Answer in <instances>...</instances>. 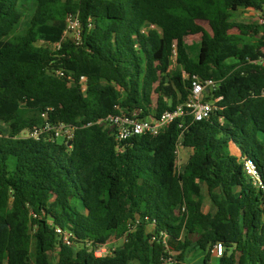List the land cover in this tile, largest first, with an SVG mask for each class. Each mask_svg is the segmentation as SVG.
<instances>
[{
	"label": "trees",
	"instance_id": "trees-1",
	"mask_svg": "<svg viewBox=\"0 0 264 264\" xmlns=\"http://www.w3.org/2000/svg\"><path fill=\"white\" fill-rule=\"evenodd\" d=\"M241 9L264 21V0H0V264H184L191 247L209 264L218 242L220 264H264V190L243 163L264 182V23L238 20ZM73 12L78 45L61 42ZM194 76L221 97L201 121L188 112L123 141L98 123L158 118L188 100ZM46 121L74 127L72 139L22 136Z\"/></svg>",
	"mask_w": 264,
	"mask_h": 264
},
{
	"label": "built area",
	"instance_id": "built-area-1",
	"mask_svg": "<svg viewBox=\"0 0 264 264\" xmlns=\"http://www.w3.org/2000/svg\"><path fill=\"white\" fill-rule=\"evenodd\" d=\"M90 22L91 20L89 19L88 23L91 26ZM82 31L83 23L80 19L79 13H69L65 19V30L61 42L69 40L76 45L80 44ZM61 42L50 44V47L59 49L61 47ZM259 61L264 63V58L260 57ZM56 72L59 76L66 77L69 80V84L73 83V79L69 76L67 77L61 69ZM79 85L83 91L86 90L87 78L85 76H80ZM216 89L217 84L213 80H200L194 76L188 100L185 103L178 105L173 110L165 111L158 118L152 116L139 118L135 114L122 112L119 114H110L105 118L99 119L98 123H105L111 126L115 131L116 139L119 141L127 140L138 135L156 136L167 129L172 122L188 112L192 114L196 121H201L207 118L217 108L215 103L221 99V97H214ZM207 97H210L211 99L208 100ZM73 134L74 127L70 125L65 123L53 124L46 121L44 124L34 127L31 131H25L22 133V136L39 139L45 135L48 140L52 141L58 140L61 137L64 140H71ZM180 147L181 144L178 146L177 155L179 154ZM243 163L244 169L252 179L254 185L264 190V182L253 160L245 159L243 160ZM57 231L61 233V230ZM69 237V234L64 233L63 239L67 244H70ZM213 250L216 256L220 257L224 252V246L222 243L218 242L214 244ZM104 253H107L106 248L98 249L96 251L97 255H102Z\"/></svg>",
	"mask_w": 264,
	"mask_h": 264
},
{
	"label": "rangeland",
	"instance_id": "rangeland-1",
	"mask_svg": "<svg viewBox=\"0 0 264 264\" xmlns=\"http://www.w3.org/2000/svg\"><path fill=\"white\" fill-rule=\"evenodd\" d=\"M29 8H30V6L28 5L27 13L30 14L32 10ZM235 17L238 20L255 21L257 23H264V21L259 18V15L255 11H252V10L241 9L235 13ZM25 24H26V21L24 18L23 21L21 22V24L18 26L17 32L21 33L26 27ZM200 24L202 26H204V28L206 30H209V26H208L207 22L200 21ZM150 28H153V26L148 25L144 28V30L148 31ZM200 38H201L200 34L187 35L185 37L186 45H187V47L191 53L197 52L199 45H200ZM259 54H260L261 58H264V49H259ZM7 132H8V126L6 124L0 122V133L6 134ZM58 140L59 141L63 140V138L61 137ZM188 157H189V152H188L187 148H184L183 146H181L179 149V154H178V168H180V169L184 168L185 164L188 161ZM202 192L205 196L204 210L207 212V211L212 209V203L208 198L207 189L205 186H202ZM120 243H121V241H115L114 238H111L109 246L111 247V246H114V244H120ZM182 249H183V244H182V242H180L176 246V248H174L170 251L175 260L177 258H179V255H180V252ZM190 250L191 251L186 255L184 264H204V256H205L204 252L202 250H200L199 248L193 249L191 247ZM98 255H100V254H98ZM209 264H220V263L218 260L211 258Z\"/></svg>",
	"mask_w": 264,
	"mask_h": 264
},
{
	"label": "crops",
	"instance_id": "crops-1",
	"mask_svg": "<svg viewBox=\"0 0 264 264\" xmlns=\"http://www.w3.org/2000/svg\"><path fill=\"white\" fill-rule=\"evenodd\" d=\"M233 150H234V152H236V154H237V150H236V148H232ZM188 150V152H189V155H190V153H191V151L189 150V149H187ZM189 158V157H188ZM211 258H214V259H216V260H218L219 261V257L218 256H216V254H215V252H214V250H212V257Z\"/></svg>",
	"mask_w": 264,
	"mask_h": 264
},
{
	"label": "water",
	"instance_id": "water-1",
	"mask_svg": "<svg viewBox=\"0 0 264 264\" xmlns=\"http://www.w3.org/2000/svg\"><path fill=\"white\" fill-rule=\"evenodd\" d=\"M71 144V143H70Z\"/></svg>",
	"mask_w": 264,
	"mask_h": 264
}]
</instances>
